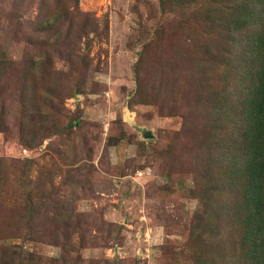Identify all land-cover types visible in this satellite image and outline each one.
<instances>
[{"label": "rangeland", "instance_id": "rangeland-1", "mask_svg": "<svg viewBox=\"0 0 264 264\" xmlns=\"http://www.w3.org/2000/svg\"><path fill=\"white\" fill-rule=\"evenodd\" d=\"M76 1L108 30L89 38L62 33L58 47L63 45L49 51L57 89L64 91L60 133L44 148L22 145L20 64L5 80L11 115L9 124L0 125V158L34 161L37 177L52 180L62 191L59 199H68L74 210L51 225L66 236L70 225L78 235L71 242L65 236L60 243H4L61 264H203L206 239L193 238V215L202 188H216H206V180H216L228 167L218 163L211 138L220 125L212 114L219 104L209 98L202 103L188 81L202 71V64L197 68L183 54L189 34L174 29V15L160 0ZM48 4L46 12H56L53 0ZM32 6L29 17L41 19L40 0ZM214 45L209 49L216 58ZM24 49L18 46L17 58ZM198 54L189 48V55ZM214 72L206 66V73ZM77 118L79 125L68 130ZM210 198L222 199L215 192Z\"/></svg>", "mask_w": 264, "mask_h": 264}, {"label": "trees", "instance_id": "trees-1", "mask_svg": "<svg viewBox=\"0 0 264 264\" xmlns=\"http://www.w3.org/2000/svg\"><path fill=\"white\" fill-rule=\"evenodd\" d=\"M36 1L0 0V125L9 124L11 115L6 111L4 96L11 94L7 95L5 80L21 64L20 138L32 149L44 148L60 133L64 91L60 85L57 89L50 49L58 51L60 40L73 31L89 38L107 35L108 30L107 24L101 29L82 12L76 0H53V13L46 12L49 0H40L41 19H32ZM160 1L174 15V29L189 34L185 58H194L197 68L202 64V71L188 76L190 86H195L201 102L209 98L219 104L212 114L220 125L211 138L217 141L218 163L228 168L216 180H206V188L212 183L216 188H202L192 220L193 238L206 239L203 264H264V0ZM20 44L24 55L17 58ZM214 44H218L216 58L209 49ZM191 46L198 56L189 55ZM206 66L222 76L206 73ZM224 121L228 132H223ZM74 123L79 125L78 118L67 129L72 130ZM33 162L0 158V264H61L18 244L4 243H60L66 232L55 226L63 216L74 214L68 207L71 202L59 199V187L48 177H37ZM212 192L222 199L211 201ZM68 226L66 239L71 242L78 232Z\"/></svg>", "mask_w": 264, "mask_h": 264}]
</instances>
